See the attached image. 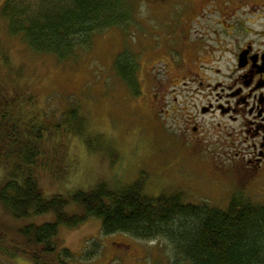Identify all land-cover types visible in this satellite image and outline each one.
<instances>
[{
	"label": "rangeland",
	"instance_id": "374dc122",
	"mask_svg": "<svg viewBox=\"0 0 264 264\" xmlns=\"http://www.w3.org/2000/svg\"><path fill=\"white\" fill-rule=\"evenodd\" d=\"M221 1L128 0L131 14L125 24L95 33L89 45L62 60L33 51L20 35L9 33L0 16V80L6 81L7 93H12L19 73L17 85L29 86L37 111L47 110L49 122H62L70 108H77L84 120V134L50 146V159L38 172L46 195L89 190L100 180L120 189L143 176L144 192L151 196L179 191L182 201L225 208L236 190L264 203L263 195L251 194L244 178L235 181L230 173L219 172L235 157L240 143L230 145L231 136L218 132L209 114L200 115L202 127L192 131L187 114L193 115L201 101L192 92L193 83L181 85L180 94L170 91V83L181 73L166 65L165 52L147 53L156 42H172L181 18L184 24L189 17L199 18L189 32L200 33L207 18H218ZM129 59L137 64L139 92L115 69ZM49 219L51 213L13 220L0 206V221L9 226ZM56 239L72 251V264H170L173 258V249L164 241L104 234L95 217L61 227ZM92 251V256L85 255ZM0 264L33 263L1 253Z\"/></svg>",
	"mask_w": 264,
	"mask_h": 264
},
{
	"label": "trees",
	"instance_id": "16d2710c",
	"mask_svg": "<svg viewBox=\"0 0 264 264\" xmlns=\"http://www.w3.org/2000/svg\"><path fill=\"white\" fill-rule=\"evenodd\" d=\"M130 10L128 0H4L0 16L33 51L62 60L89 45L95 33L125 24ZM115 69L140 91L136 63L129 59ZM18 76L9 94L0 80V206L13 220L48 213L52 219L14 227L0 221V254L33 264H72V251L56 239L59 230L95 217L104 234L164 241L173 249L170 264H264V203L242 194L229 197L225 208L193 204L179 191L147 194L140 176L120 189L100 180L89 190L46 195L38 172L50 159V146L84 134V120L70 108L52 124L47 110L37 111L29 86L17 85Z\"/></svg>",
	"mask_w": 264,
	"mask_h": 264
},
{
	"label": "flooded vegetation",
	"instance_id": "af4514ba",
	"mask_svg": "<svg viewBox=\"0 0 264 264\" xmlns=\"http://www.w3.org/2000/svg\"><path fill=\"white\" fill-rule=\"evenodd\" d=\"M221 3L218 18H207L200 33L189 32L199 18L189 17L185 24L181 18L171 44L156 42L147 53L165 52L166 65L181 73L170 91L180 94L181 85L193 83L192 92L201 101L193 115L187 114L192 131L202 127L200 115L209 114L218 132L231 136L230 145L240 143L219 172L230 173L235 181L244 178L251 194L264 196V0ZM182 27L187 28L181 32Z\"/></svg>",
	"mask_w": 264,
	"mask_h": 264
}]
</instances>
